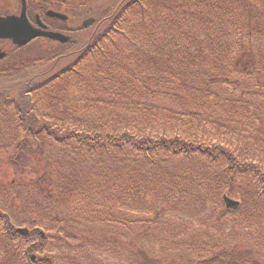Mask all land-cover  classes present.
<instances>
[{"label":"trees","instance_id":"16d2710c","mask_svg":"<svg viewBox=\"0 0 264 264\" xmlns=\"http://www.w3.org/2000/svg\"><path fill=\"white\" fill-rule=\"evenodd\" d=\"M29 7L41 14L56 8L50 5ZM104 27L79 52L71 66L32 88L30 100L36 110L45 114H41V121L34 120L28 122L31 125H25L13 105L10 114L15 131H12V142L8 148L15 157H11L9 163L21 166L16 162L18 156L23 148L33 144L35 149H40V154L56 157L54 162L65 167L67 164L62 165V162L67 154L58 155L54 147L66 150L73 140L74 148L68 151H73L76 157L78 152L80 156H89L92 151H97L96 165L101 167L104 163L112 170L113 177L119 175L113 178L118 196L113 194L115 200L112 198V203L120 199L130 205L134 195L142 196L143 190L148 193L151 188L154 190L170 183L172 187L174 184L177 186V203L183 201L179 197L188 199L192 195L191 185L195 191L201 190L197 186L200 183L198 175L190 172L188 166L197 160L202 176L209 174L213 179L210 165L218 162L222 166L218 171L221 181L214 180L215 196H219L223 188L240 184L247 188V195H243L248 198L245 201L247 208L252 202L255 204L256 199L260 203L264 199V162L253 161L261 157L257 152H262L264 158V145L252 152L246 149L241 156L247 160L243 161L233 147L203 145L197 132L199 128L204 129L205 121L216 119L215 109L221 110V103L225 102L222 100L223 92L238 73L234 58L242 52L239 50L249 52L247 64L257 67V71H264V0H130ZM72 49L67 45L60 47L59 51H43L35 58L27 53L22 61L20 58L23 56L12 58L16 61L4 67L2 72L9 74L15 71L17 75L20 70L16 66L19 64L30 63V69H35L39 62L47 64L52 59H62ZM65 83L70 85V90L58 88ZM241 99L243 101L229 98V105L226 102L236 113L242 111L236 116L250 120L264 117V101L244 97V94ZM59 103L64 107L59 108ZM11 106V103L0 100V115ZM52 107L55 111L49 119L46 112ZM255 109L260 113H255ZM65 123L81 130L75 132L69 126L66 128ZM229 124L241 130L239 125ZM212 125H215L213 121ZM161 127L165 132L176 129L179 134L166 137L161 133L160 139H153L150 132L159 131ZM263 127L264 121L261 123ZM214 129L219 131L221 127L216 125ZM251 134L253 136L254 133L245 132L243 137ZM48 140L53 141V150L49 149L52 146ZM143 161L144 165H139L138 162ZM81 167L78 171L80 177ZM148 174L149 181H145L143 189L140 184L144 182L139 183L140 176ZM75 180L81 181L79 177ZM171 191L170 196L175 199L176 193ZM126 197L128 199L124 200ZM122 208L124 206L112 205L109 207L111 212L98 213L96 218H103L100 222L104 224L110 221L117 224ZM222 214L225 217L226 213ZM0 222L5 230L3 239L8 246L17 241L29 245L24 251L29 264H54L49 257L34 261V256L45 252L48 246L45 232L37 228L31 232L27 230V235L22 234L14 227L9 215L0 214ZM199 244L185 241L194 253H204L205 249ZM182 259L180 255L178 261ZM148 264L162 263L154 260ZM193 264L259 263L256 257L242 256L235 246L226 243L213 252L211 258L201 256Z\"/></svg>","mask_w":264,"mask_h":264},{"label":"rangeland","instance_id":"374dc122","mask_svg":"<svg viewBox=\"0 0 264 264\" xmlns=\"http://www.w3.org/2000/svg\"><path fill=\"white\" fill-rule=\"evenodd\" d=\"M120 1L79 0L75 4L72 3L73 5L66 4L63 11L72 17L69 27L75 30L80 29L87 18L99 19L104 14H111ZM19 8V1L13 3L9 0H0V14H17ZM104 26L100 32L105 28ZM94 29L95 26L78 30L76 38H73L75 43H72V52L62 59H52L47 64L39 62L35 69H30V63L19 64L16 67L20 71L15 78L0 79V90L12 93L10 98L15 101L13 102L16 110L19 111L18 116L25 125L34 120L41 121V114H44V111L35 109L28 95L29 90L51 80L71 66L95 33ZM0 48L9 54L1 63V67L10 66L8 64L16 61L12 58L23 56L20 58L22 61L24 54L27 53L34 55L35 58L42 55L43 51L60 49L59 45L51 44L49 41L32 43L23 47L25 48L23 51H17L18 53L14 51L15 46L8 41L1 43ZM239 52L241 53L234 58L238 73L229 81L230 84L223 92L222 100L225 102L221 103V110L215 109L216 119L205 121L204 129L199 128L197 133L198 140L203 145L212 147L220 144L233 147L239 159L246 161L247 158L241 156L246 149L252 152L260 145H264V127L261 128L264 117L260 119V116H257L250 120L245 116H236L242 111L236 113L230 108L229 98L243 101L241 97L244 94V97L256 98L263 102L264 71H257V67L251 63L247 64L250 60L249 52L245 49ZM69 87L70 85L66 83L58 86L63 91L70 90ZM161 104L167 106L166 103ZM58 106L64 107L62 103ZM47 110L50 113L46 112V116L50 119L55 108ZM255 110V113H260V110ZM20 114H24L23 118ZM13 120L11 114H3L0 117V149H2L0 150V212L2 215L11 216L16 229H26L31 232L38 228L45 232L48 246L45 252L34 256L35 262L43 257H49L54 264H148L154 260L162 264H193L195 260L201 259V256L204 259L211 258L213 252H217L227 243L229 246H235L237 253L242 256L256 257L259 264H264V199L260 200V203L256 199L255 204L252 202L247 208L245 201L248 198L243 196L247 195V188L240 184L232 188L222 187L219 196H215L214 180L221 181L218 171L222 166L218 162L210 165L214 174L213 179L209 174L204 173L202 176L201 165L197 160L188 166L190 172L198 175L200 183L197 186L201 187L200 191H195L194 186L191 185L192 195L188 199L179 197L183 198V201L177 203V186L174 184L172 187L170 183L154 190L151 188L152 191L148 193L143 190L142 196L134 195V201L130 205L120 199H116L113 204L112 198L113 201L115 200L113 194L118 196L114 190L113 178L119 175L113 177L112 170L104 163L101 167L96 165L97 151H92L89 156H80L81 153L78 152L77 157L73 151L72 153L68 151L74 148L73 140L66 146V150L54 147L58 155L63 152V156L67 154L62 162V165L67 164L65 167L59 162H54L56 157L40 154V149H35L33 144L23 148L18 156L16 162L21 166L16 163L10 164L9 160L12 159L11 157L14 158L15 154L6 144L12 142L11 134L15 131ZM212 121L215 125H212ZM230 122L239 125L241 130L230 126ZM64 125L66 128L71 127L75 132L81 130L71 123ZM216 125L221 127L219 131L214 129ZM176 131V129L174 131L167 129L165 132L161 127V130L150 132V135L153 139H160L161 133L168 137L179 134ZM245 132L254 133L253 136L245 135L246 140L250 138L249 143L243 140ZM47 142L52 147L49 148L47 144L44 147L53 150V141ZM258 142L260 143L257 146ZM69 146L71 147L67 148ZM257 153H261V157H256L253 162H264L262 152ZM138 163L144 165L145 162ZM80 167L81 177L78 173ZM77 177L81 179L78 181L81 182L80 185L75 180ZM149 177L150 174L141 175L139 183L149 181ZM133 178L134 176H131V179ZM144 183L140 184L143 189L146 185ZM171 189V192L176 193L175 199L170 196ZM6 194L10 196L6 198ZM226 198L239 202V205L235 208L227 207ZM127 199L128 197L124 198ZM115 204L118 208L124 206L123 213L118 215L119 223L114 224L109 220L110 222L104 224L100 222L103 218H96L98 213L111 212L109 207ZM214 207L217 210H214ZM222 213H226L225 217ZM4 231L3 223L0 222V264H29V260L24 256V251L29 245L17 241L8 246L3 239ZM186 240L200 243L199 246L204 248L205 252L194 253L191 247L185 245ZM180 255L183 256L182 261H178Z\"/></svg>","mask_w":264,"mask_h":264},{"label":"water","instance_id":"95a60500","mask_svg":"<svg viewBox=\"0 0 264 264\" xmlns=\"http://www.w3.org/2000/svg\"><path fill=\"white\" fill-rule=\"evenodd\" d=\"M48 15L62 19L65 18L63 15L53 11H49ZM93 22L94 19H89L84 23V26H88ZM39 25V28H34L31 25L26 16V6L24 4L20 16L0 17V39L12 40V42L17 46H25L29 42L39 37L49 38L61 43H66L69 41L68 37L59 33L45 31L43 29H46V27L41 23ZM4 56L5 54H0V59H2ZM226 202L229 207H235L238 205V202L228 198H226Z\"/></svg>","mask_w":264,"mask_h":264},{"label":"flooded vegetation","instance_id":"af4514ba","mask_svg":"<svg viewBox=\"0 0 264 264\" xmlns=\"http://www.w3.org/2000/svg\"><path fill=\"white\" fill-rule=\"evenodd\" d=\"M13 3H15V1H19L20 3V10L17 12V14L14 13H10V14H0V16H10V15H19L23 6V0H9ZM79 0H25V5H26V11H27V16L29 17L28 19L30 20V22L32 23V25L34 27H37V20L38 18L40 19L41 23L44 24L47 27L48 31H54V32H58V33H62V34H67L68 36H70V38L75 37V32L77 31L76 29L73 30L72 28L69 27L70 21H71V16H69L68 14L65 15L64 19H55L52 17L47 16L46 14V18H42V16L40 15L41 13H36L34 11L30 10V5H66L68 3H70V5H73L72 3H76ZM49 17V18H48ZM3 42V40H0V44ZM10 42V41H8ZM3 50L0 48V54L3 53ZM8 56V53L5 54ZM6 57V56H5ZM3 61H0V68L2 66Z\"/></svg>","mask_w":264,"mask_h":264}]
</instances>
